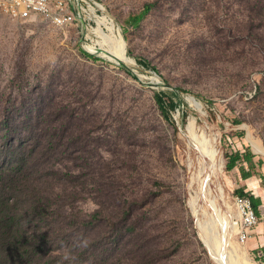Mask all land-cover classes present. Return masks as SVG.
Instances as JSON below:
<instances>
[{"label":"rangeland","instance_id":"rangeland-1","mask_svg":"<svg viewBox=\"0 0 264 264\" xmlns=\"http://www.w3.org/2000/svg\"><path fill=\"white\" fill-rule=\"evenodd\" d=\"M87 1L95 4L82 1L87 13L61 27L0 13V86L16 80L19 63L33 80L48 78L57 99L74 104V129L88 134L92 158L112 164L102 178L95 173L89 196L104 197L109 212L122 220L128 203L134 225L89 264H219L189 205L198 178L210 185L230 221L228 252H237L243 264H263L255 251L264 247V204L260 225L245 229L233 189L244 181L238 169L226 172V156L234 151L251 149L256 163L264 161L248 139L264 147V50L238 35L236 0ZM147 5L150 12L134 27L129 20ZM104 14L125 38L135 66L107 57L114 54L100 45L88 48L99 39L93 30ZM161 93L178 105L170 120L156 104ZM191 97L201 106L191 104ZM191 135L213 146L222 170L214 174ZM252 180L264 200V165Z\"/></svg>","mask_w":264,"mask_h":264},{"label":"trees","instance_id":"trees-1","mask_svg":"<svg viewBox=\"0 0 264 264\" xmlns=\"http://www.w3.org/2000/svg\"><path fill=\"white\" fill-rule=\"evenodd\" d=\"M236 4L238 35L264 50V0ZM151 7L129 23L138 27ZM26 77L31 75L19 63L16 80L5 89L0 86V264H89L95 252L103 258L134 225L130 206L125 203L122 208V220L115 210L109 212L104 197L89 196L97 184L95 173L102 178V171H109L112 164L92 158L88 134L74 129V104L57 99L48 78L41 81L37 75L27 82ZM165 97L156 94L155 101L164 119L170 120L178 105L165 102ZM256 157L251 149L231 152L226 172L239 170L244 182L233 185L234 193L249 198L262 219L263 198L245 183L264 165L263 160L256 163ZM89 204L97 209L88 211ZM255 257L264 264V247L255 251Z\"/></svg>","mask_w":264,"mask_h":264},{"label":"bare ground","instance_id":"bare-ground-1","mask_svg":"<svg viewBox=\"0 0 264 264\" xmlns=\"http://www.w3.org/2000/svg\"><path fill=\"white\" fill-rule=\"evenodd\" d=\"M92 11H94L93 8ZM93 31L99 39L96 40L93 46L91 45L88 47L90 50H95V46L100 45L106 51H111L115 57L124 60L128 65H136V60L129 56L125 38L120 31H117L112 19L108 18L104 14V16L98 20V26ZM111 56L112 55H107V57L110 58ZM152 81L155 83L159 82L156 76L152 79ZM189 102L191 104H195L197 107L201 106L200 103L192 97L189 98ZM190 137L192 138L194 145L200 150L202 156L211 161L214 174H216L219 170H222V168L218 166L217 153L213 146L210 145L205 138L200 139L195 135H191ZM248 139L250 143H252L255 152L264 155V147L250 136ZM197 180L198 190L196 191L195 196L190 198L191 200L189 205L194 217L197 219L203 241L216 255L219 264H243L241 256L237 252L234 250H229L228 252L226 248L229 238L230 221L228 217L223 214L218 197L214 195L207 182L203 181L201 178H198ZM221 197L224 199L223 190Z\"/></svg>","mask_w":264,"mask_h":264},{"label":"built area","instance_id":"built-area-1","mask_svg":"<svg viewBox=\"0 0 264 264\" xmlns=\"http://www.w3.org/2000/svg\"><path fill=\"white\" fill-rule=\"evenodd\" d=\"M0 0V13L16 20L44 18L53 25L61 27L76 20V14L87 13L82 4L94 1L87 0ZM97 15V14H94ZM235 206L245 229L257 228L260 218L249 198H235Z\"/></svg>","mask_w":264,"mask_h":264},{"label":"water","instance_id":"water-1","mask_svg":"<svg viewBox=\"0 0 264 264\" xmlns=\"http://www.w3.org/2000/svg\"><path fill=\"white\" fill-rule=\"evenodd\" d=\"M71 2H73L72 0H70ZM111 59H113V60H116L119 64H121V65H125V66H129L124 60H122V59H120V58H118V57H115V55H112L111 56ZM136 73V75H137V77L139 78V79H141V77L137 74V72H135ZM158 83V82H157ZM181 105V104H180Z\"/></svg>","mask_w":264,"mask_h":264},{"label":"crops","instance_id":"crops-1","mask_svg":"<svg viewBox=\"0 0 264 264\" xmlns=\"http://www.w3.org/2000/svg\"><path fill=\"white\" fill-rule=\"evenodd\" d=\"M254 181L251 179V180H249V181H247V185H248V187H249V191H251V192H253L255 195H256V193H255V189H257L258 190V187L257 188H252L253 186H252V184H250V183H253ZM250 185V186H249ZM255 185L256 184H254V187H255ZM257 196V195H256ZM257 197H260V196H257ZM264 201V200H263Z\"/></svg>","mask_w":264,"mask_h":264},{"label":"clouds","instance_id":"clouds-1","mask_svg":"<svg viewBox=\"0 0 264 264\" xmlns=\"http://www.w3.org/2000/svg\"><path fill=\"white\" fill-rule=\"evenodd\" d=\"M89 203H91V202L89 201Z\"/></svg>","mask_w":264,"mask_h":264}]
</instances>
